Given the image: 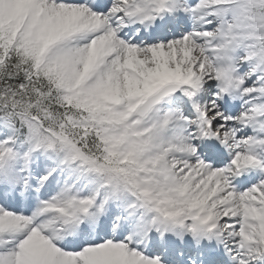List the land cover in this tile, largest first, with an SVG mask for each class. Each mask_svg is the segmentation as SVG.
<instances>
[{
  "label": "snow or ice",
  "instance_id": "obj_1",
  "mask_svg": "<svg viewBox=\"0 0 264 264\" xmlns=\"http://www.w3.org/2000/svg\"><path fill=\"white\" fill-rule=\"evenodd\" d=\"M0 264H264V0H0Z\"/></svg>",
  "mask_w": 264,
  "mask_h": 264
}]
</instances>
